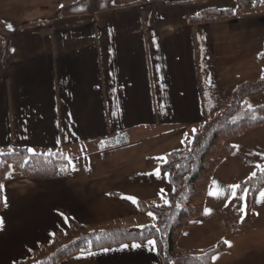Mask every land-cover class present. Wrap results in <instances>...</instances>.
<instances>
[{"label": "crops", "instance_id": "obj_1", "mask_svg": "<svg viewBox=\"0 0 264 264\" xmlns=\"http://www.w3.org/2000/svg\"><path fill=\"white\" fill-rule=\"evenodd\" d=\"M79 1L0 0L10 36L6 59L0 46V154L59 151L71 167L66 178L46 181L10 172L0 212V264L28 257L70 220L117 224L124 207L168 195L164 157L188 148L237 90L264 75V3L230 21L191 25L189 18L235 9L237 0H111L114 8L106 11L61 12ZM261 96L264 91L247 98L251 107L264 105L256 101ZM232 143L233 152L212 175L203 215L179 239L180 252H206L223 242L210 235L227 195L218 185L222 168L235 149L264 144V125ZM59 264L161 263L147 242L79 253Z\"/></svg>", "mask_w": 264, "mask_h": 264}, {"label": "trees", "instance_id": "obj_2", "mask_svg": "<svg viewBox=\"0 0 264 264\" xmlns=\"http://www.w3.org/2000/svg\"><path fill=\"white\" fill-rule=\"evenodd\" d=\"M263 3L264 0H237L235 9H206L189 18V23L230 21L244 12L259 9ZM111 8H114L111 0H80L63 6L61 12L67 16H82ZM37 23H26L21 28ZM0 46L6 59L10 36L1 19ZM263 91L264 75L255 83L237 90L230 105L202 126L188 148L170 152L164 157L160 169L168 175L171 185L168 202L156 207L139 202L142 211L156 213L155 223L141 228L117 224L89 227L70 220L67 230L56 234L51 241L41 244L28 257L14 264H59L79 253L109 250L132 243L145 244L149 240L155 242L161 264H213L214 257L225 249V243L206 252H178V242L184 230L195 226L203 215L213 172L233 152L232 140L264 125V105L251 108L245 102ZM12 171L29 179L46 181L66 178L71 167L68 156L59 151L42 155L26 148H16L0 154V212L4 205V186ZM263 188L264 168L240 183L239 192L247 190L248 211L253 210L257 195Z\"/></svg>", "mask_w": 264, "mask_h": 264}, {"label": "rangeland", "instance_id": "obj_3", "mask_svg": "<svg viewBox=\"0 0 264 264\" xmlns=\"http://www.w3.org/2000/svg\"><path fill=\"white\" fill-rule=\"evenodd\" d=\"M263 100L264 96L256 98L259 103H264ZM248 101L250 100H245L251 107ZM259 168H264V144L258 148L235 149V153L222 168L224 172L218 185L223 193L227 191V195L223 196L220 207L215 211L216 226L212 225L213 234L210 235L216 242L218 239L227 242V245L225 244L227 247L222 251L223 254L216 264H264V188L257 195L253 210L248 211L247 190L239 192L241 182L236 181L244 172L251 175ZM167 202L168 195L145 201L146 204L155 207ZM127 208L124 207L125 210L119 217L120 222L117 225L141 228L157 220L155 212H144L139 205L131 204ZM177 251L180 252L178 248Z\"/></svg>", "mask_w": 264, "mask_h": 264}, {"label": "snow or ice", "instance_id": "obj_4", "mask_svg": "<svg viewBox=\"0 0 264 264\" xmlns=\"http://www.w3.org/2000/svg\"><path fill=\"white\" fill-rule=\"evenodd\" d=\"M9 28H11V26L9 25ZM29 151H32L31 149H29ZM133 202L135 203V200H133ZM149 215H151V213H149ZM149 244L153 245V247L155 246V242L154 241H151L149 240L148 242ZM227 243V242H226ZM134 247H139V245H134Z\"/></svg>", "mask_w": 264, "mask_h": 264}]
</instances>
